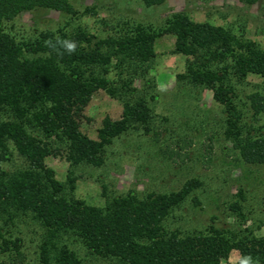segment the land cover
I'll return each instance as SVG.
<instances>
[{"label":"trees","instance_id":"obj_1","mask_svg":"<svg viewBox=\"0 0 264 264\" xmlns=\"http://www.w3.org/2000/svg\"><path fill=\"white\" fill-rule=\"evenodd\" d=\"M254 5L261 0H239ZM147 7L166 0H142ZM54 10L71 16L79 12L71 0H0V215L10 220L32 215L45 229L40 245L43 264H81L67 241L76 239L93 254L119 264H223L233 251L264 264V236L251 227L230 228L212 222L204 230L171 229L169 220L195 191L199 179L188 180L180 190L136 194L107 199L104 206L90 205L74 196L70 184L57 179L47 165L54 155L48 141L57 136L69 143L67 160L100 167L113 139L136 125L153 133L154 115L143 97L126 101L120 119L106 117L97 139L82 131L81 121L100 90L115 96L130 88L134 75L148 70L156 58V43L164 35L175 37V51L187 59L178 80L209 89L226 115V138L248 165L264 171V125L244 121L233 78L256 76L264 81V49L246 37L244 26L215 25L174 13L163 29L138 24L119 36L100 38L87 29L65 28L42 32L34 41L21 42L3 29L25 12ZM86 13L96 14L94 8ZM57 38L77 42L74 54L54 51L46 41ZM256 118H264V94L248 96ZM29 162V168L8 172L1 163L12 150ZM231 205L245 220L241 200ZM242 226V224H241ZM21 239H3V252H13L14 264H24ZM239 260V261H240ZM0 264H7L0 261ZM239 264V263H238Z\"/></svg>","mask_w":264,"mask_h":264},{"label":"rangeland","instance_id":"obj_2","mask_svg":"<svg viewBox=\"0 0 264 264\" xmlns=\"http://www.w3.org/2000/svg\"><path fill=\"white\" fill-rule=\"evenodd\" d=\"M77 16L54 10L37 9L19 15L3 25L5 32L18 41H34L42 32H57L81 27L100 38L119 36L138 24L160 30L174 13H186L193 20L215 25L245 27L246 37L264 49V0L246 5L239 0H166L163 5L147 7L142 0H71ZM94 8L96 14L86 13ZM187 59L176 53L175 37L164 35L157 40L156 58L148 70L134 75L130 88L115 96L104 90L97 92L85 110L82 131L97 139V131L106 117L120 119L126 101L143 97L152 108L153 133L136 125L113 139L106 146L100 167L80 164L71 166L67 160L69 143L60 137L47 138L54 155L47 165L61 182L75 180L74 196L90 205L104 206L107 199L136 194L144 198L152 193L176 192L191 179H199L200 189L175 211L169 220L171 229L183 232L204 230L212 222L230 228L255 229L264 236V171L246 164L226 138L224 108L204 87L179 81L186 72ZM238 106L244 121L264 125L249 107L248 96L264 94V81L256 76L233 78ZM13 157L1 163L8 172L25 170L29 162L12 150ZM245 220L231 210L239 194ZM242 224V226H241ZM46 231L32 215L10 220L0 215V261L14 264L15 254L4 253L3 239H21L24 264H43L40 245ZM81 264H119L89 251L82 242L67 241ZM241 255L233 251L223 264H238Z\"/></svg>","mask_w":264,"mask_h":264},{"label":"clouds","instance_id":"obj_3","mask_svg":"<svg viewBox=\"0 0 264 264\" xmlns=\"http://www.w3.org/2000/svg\"><path fill=\"white\" fill-rule=\"evenodd\" d=\"M46 45L54 51L62 49L63 52L58 53L60 55H63V53L74 54L78 47L76 41L60 38H57L55 43L52 40H48L46 41ZM239 264H258V261L254 260L251 256H246L239 261Z\"/></svg>","mask_w":264,"mask_h":264}]
</instances>
